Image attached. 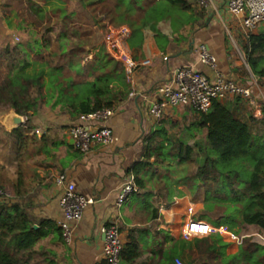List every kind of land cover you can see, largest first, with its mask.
<instances>
[{"label": "crops", "instance_id": "1", "mask_svg": "<svg viewBox=\"0 0 264 264\" xmlns=\"http://www.w3.org/2000/svg\"><path fill=\"white\" fill-rule=\"evenodd\" d=\"M214 1L216 8L213 11H206L195 4V20L184 29V40L179 36L169 38L164 49H160L152 34L147 39L143 35L141 43L131 53L136 68L126 97L113 105L114 110L108 118L84 122L89 128H110L118 138L115 143L97 144L88 152L81 153L73 147L67 132L70 125L79 122L78 115L66 118L52 116L51 128L60 130L54 134L46 128L38 132L39 140L53 137L49 142L50 149L37 152L34 158L31 155L32 160H22L21 168L16 138L18 134L13 130L7 131L0 125V188L11 192L13 202L29 207L27 210L30 219L36 221L44 218L59 228L58 224L63 216L59 206L60 191L54 184V177L58 173L65 174L67 180L74 184L76 192L94 200L83 209L80 220L71 222L69 242L63 239L59 231L51 228L47 236L36 242L31 250L24 252L26 254L21 256V264H32L37 257H47L56 264H107L102 256L103 234L100 228L112 223L117 225L123 243L134 239L139 244L140 255L132 264H148L157 258V250H164L165 241L160 239L161 236L158 243H153L150 223L163 229L164 223L168 221L167 216L172 218L182 214L185 218V197L178 198V202H173L170 208L159 209L160 214L156 217L155 211L152 220L147 219L142 223L139 221L141 202L128 205L125 201L121 206L116 205L120 187L132 175L130 168L142 159L147 136L169 117H175L174 112L177 113L176 117L179 112L181 117L187 116V112L195 113L186 106L170 108L162 115L160 123V120L148 112L155 89L169 80L179 66L192 65L210 79L220 73L243 84L253 82L256 86L255 95L264 98V76L255 75L244 58L248 37L264 34V23L247 33L241 26L240 16L227 9L226 0ZM227 34L231 46L227 41ZM202 44L216 58L215 71L198 61V47ZM253 57L256 59V70L264 69V50ZM227 97L217 100L225 104L234 117L247 122L252 134H262L263 128L258 122L262 117V107L256 109L242 98ZM260 100L262 99H258L259 106L263 105ZM250 118H255L256 122H252ZM192 126L200 130L197 122ZM31 132L29 130L27 135ZM146 191L150 195L151 192L155 193L148 190L145 184L144 188L132 194L136 193L142 199L141 193ZM161 216L165 218L163 223Z\"/></svg>", "mask_w": 264, "mask_h": 264}, {"label": "rangeland", "instance_id": "2", "mask_svg": "<svg viewBox=\"0 0 264 264\" xmlns=\"http://www.w3.org/2000/svg\"><path fill=\"white\" fill-rule=\"evenodd\" d=\"M148 1L0 0V83L18 72L42 71L41 95L37 100L36 113L31 115L30 111L27 116H24V123L18 127L21 130V135H16L21 168L23 167L22 160H27V158L32 160L31 155L34 158L37 152H45L48 148L50 149L49 142L53 137H44L43 140H39L38 132H42L46 128L48 132L54 134L60 130V128H51L53 122L50 119L52 116L66 118L77 115L72 114L67 106V101L72 97L75 89H79L81 82L100 76L103 78V82H109V87L114 89L127 82L125 72L121 73L123 64L117 61L111 53L109 37L122 25L128 26L132 37L133 31L140 26L142 21L141 7L145 8ZM142 31L145 39L150 34L153 35L150 29L144 28ZM227 38L231 46L228 34ZM127 84L130 83L127 82ZM33 94H37V92H33ZM8 110L7 105L0 103V118ZM179 114L176 117L177 113L174 112L175 117H169L164 123L160 120L162 117L159 118L158 121L162 122L159 126L165 128L167 137L175 144L182 143L192 146L193 151L190 159L192 162L180 163L171 157L168 160L155 162L156 155L150 159L151 162H154L142 172V178L146 188L155 191V193L151 192L150 195L148 191L142 192V199L134 193L128 195L126 199L128 205L141 202L139 216L141 223L147 219L152 220L155 211L157 216L160 214L159 209L170 208L174 202V198H172L174 195L176 198L185 197V201H183L185 206L187 202H191L195 206L194 218L209 221L206 215L216 219L222 214L223 208L217 207L218 205L212 206L211 211L206 210V189L203 183L196 181L195 183L191 178L195 174L198 159L202 156L198 147L204 145L205 142L206 131L197 130L192 126L199 121V114L187 112L185 117H181ZM0 125H2L1 122ZM36 128L38 129L36 130ZM29 130L32 132L27 135ZM168 146L164 143L161 151ZM149 200L151 201L149 202ZM183 218L182 214L172 218L166 217L172 227V240L164 238L162 234L158 233L160 229L150 223L151 227L148 228L152 232V238L157 236L159 240L161 236L160 239L165 241L164 246L166 247L162 252L170 253L174 248L175 257L181 258L184 264H203V261L205 264L220 263V256L217 252L204 251L207 245L212 244V235L209 236L208 241L203 242L196 241L203 238L183 240L178 235ZM161 219L163 223L165 218L161 216ZM234 223L231 230L240 233V224L235 221ZM164 224L167 226V223ZM227 228L230 229L228 226ZM251 236L264 243V240L259 237L260 235L253 234ZM9 239L11 241L8 243V247L11 250L15 247V241ZM41 259L37 257L32 264H56L47 257Z\"/></svg>", "mask_w": 264, "mask_h": 264}, {"label": "trees", "instance_id": "3", "mask_svg": "<svg viewBox=\"0 0 264 264\" xmlns=\"http://www.w3.org/2000/svg\"><path fill=\"white\" fill-rule=\"evenodd\" d=\"M195 4L196 0H149L145 8L139 6L142 9L141 24L133 31L132 37L130 35L125 39L124 46L131 54L141 43L144 28L153 32L160 49H164L169 38L175 39L179 36L184 40V29L195 20ZM263 50L264 34L248 37L244 58L253 73L259 76H264V69L256 70V59L253 56ZM124 72L125 66L121 69V73ZM111 73L109 75H112ZM41 76L42 71L18 72L3 80L0 83V103L7 105L9 109L14 108L23 116H27L30 111L31 115H34L37 100L41 95ZM109 85L110 83L103 82L100 76L81 82L79 89H75L67 101L72 114L79 115L113 106L128 94L127 82L115 89ZM197 114V125L200 130L205 129L206 134L204 145L198 147L202 156L198 159L195 174L191 178L194 182L203 183L206 189V210L211 211L215 205L223 208L218 218H210L208 215L206 218L211 224L227 225L230 230L233 229L235 221L240 224L241 232L237 231L238 235H250L237 243L226 236L213 233V242L207 245L204 251L217 252L220 256L218 264H264V243L251 236L257 234L264 238V106L262 117L258 121L263 128L260 135L252 134L248 123L234 117L229 108L217 99L212 101L207 113ZM250 120L256 122L255 118ZM13 131L21 135L20 128ZM145 140L142 159L136 161L129 170L133 175L134 184L139 189L145 187L141 173L154 161L161 162L171 157L180 163L192 162V146L172 142L164 127L159 126ZM164 143L169 146L161 151ZM168 154L170 156H167ZM155 155L157 158L151 162L150 159ZM28 208L19 202L0 203V264H21V256L26 254L24 252L31 250L36 242L47 236L51 228L61 234V229L50 220L30 219ZM166 223L167 226L165 224L158 233L172 240V227L168 221ZM34 224L38 227L34 228ZM9 238L15 241V247L11 250L8 247L11 241ZM153 239V243L159 242L157 236ZM207 239L209 236L196 241H208ZM199 250L201 251L200 248ZM175 252L174 248L170 253L157 250V258L148 264H175ZM139 255V244L136 240L129 239L123 244L120 253L122 263L132 264ZM202 263L205 264L204 261Z\"/></svg>", "mask_w": 264, "mask_h": 264}, {"label": "built area", "instance_id": "4", "mask_svg": "<svg viewBox=\"0 0 264 264\" xmlns=\"http://www.w3.org/2000/svg\"><path fill=\"white\" fill-rule=\"evenodd\" d=\"M196 5L206 11L216 8L214 0H196ZM227 9L240 16L241 26L245 32L253 31L259 24L264 23V0H226ZM130 36V29L126 25L118 27L109 37V48L113 56L125 66L127 82H133V72L136 62L130 52L124 46V41ZM198 61L208 69L215 71L216 58L207 46L198 47ZM255 84H243L235 79L228 78L218 73L213 79L208 75L195 70L192 65L179 66L171 74L169 80L159 84L155 89L154 98L148 105V112L156 119L162 117L166 110L178 106H186L193 111L207 113L212 101L224 96L239 97L248 102L250 106L258 109L264 106V98L260 95L263 105L258 104L255 95ZM114 110L113 106L102 107L88 113H80L77 123L68 127V135L73 147L81 153L88 152L94 145H108L115 143L118 138L112 130L106 126L89 128L84 122L90 120H102L108 118ZM54 184L60 191L59 206L63 219L58 226L66 242L71 239V222L78 221L82 217L83 209L94 202L92 198H86L76 192L74 184L67 180L65 174L58 173L54 177ZM134 184L133 175L122 186L116 198V205L121 206L128 195L138 191ZM14 196L0 188V203L13 202ZM174 202L178 198L174 197ZM195 206L188 202L185 208V218L179 226V235L183 240L204 238L213 233L226 236L230 240L240 243L244 236L236 234L226 225H213L210 222L194 218ZM100 232L103 234L102 256L107 264H120V253L123 247L118 227L115 223L102 225ZM261 237V236H259ZM262 238V237H261ZM264 239V238H263ZM175 264H184L181 258L176 257Z\"/></svg>", "mask_w": 264, "mask_h": 264}, {"label": "water", "instance_id": "5", "mask_svg": "<svg viewBox=\"0 0 264 264\" xmlns=\"http://www.w3.org/2000/svg\"><path fill=\"white\" fill-rule=\"evenodd\" d=\"M0 122L7 131H12L24 123V116L17 113L14 108H10L1 116ZM33 227L37 228L36 225Z\"/></svg>", "mask_w": 264, "mask_h": 264}]
</instances>
